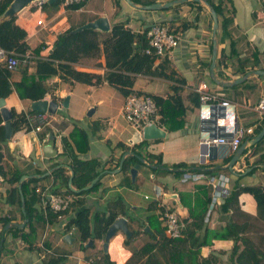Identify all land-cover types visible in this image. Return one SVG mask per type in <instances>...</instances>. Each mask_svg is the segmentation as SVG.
Here are the masks:
<instances>
[{"label": "crops", "instance_id": "crops-1", "mask_svg": "<svg viewBox=\"0 0 264 264\" xmlns=\"http://www.w3.org/2000/svg\"><path fill=\"white\" fill-rule=\"evenodd\" d=\"M232 1L235 6L233 33L237 37H242L238 44L240 53L228 57L226 66L220 65L222 77L215 73V65L214 76L217 83L214 87L209 86L219 96L234 102L240 122L245 126L252 125L254 129L252 133L244 134L241 143L234 150L228 144L210 145L214 147V151L206 157L205 162H200V145L204 143L201 142L203 136L199 132L201 124L206 125L204 126L207 127L206 131L213 128L218 134H226L228 126L225 117L218 120L219 124L213 123L221 112L220 109L212 113L213 118L203 121L204 119L200 117L199 105L196 103L197 94L194 87L199 81L205 79L197 77L193 81L192 76L195 72H199L202 76L212 77L210 65L203 64L212 56V17L203 1H200L202 5L186 0L168 8L144 9L140 7V4L131 5L126 0H84V4L76 10L87 7L84 10L89 16L70 24L67 19L60 24L61 17L68 11L67 6L62 3H52L50 7L46 3L40 8H36L31 3L17 13L15 22L27 31L26 42L30 49L33 47L29 43V38L44 26L48 27L46 39L41 41L45 44L42 54L49 52L54 45L56 36L53 34V25H59L63 30L71 26L76 28L103 15L107 17L110 28L116 22H124L126 26L139 34L141 29L152 23L161 22L180 35L179 44L171 49L166 58L176 74L185 80V84L173 83L161 77L125 75L124 73L114 75L110 81L105 76L107 70L103 66L105 62L103 53L98 57H84L81 63L54 61L50 67L51 76L46 78L48 91L44 97L55 99L58 107L62 106L65 110L59 113L57 107L55 113L46 112L45 119L41 123L42 129L35 131L23 119L24 112H30L33 109V101L19 98L9 89L6 81L0 80V99H4L5 106L9 109L14 108L16 112L14 118H11V122L14 121L15 130L12 129L10 137L7 138L3 158L4 167L16 168L23 173L22 175L28 176L36 169L46 170L50 178L53 164H67L70 161L69 156L63 154L62 136L65 135L80 158L96 157L99 160L97 170L100 172L96 187L84 193L68 195L72 200L81 199L82 202L81 205H70L67 220L69 221L81 207L89 209L91 219H96L97 215H107L109 204L121 197L126 204L127 214L132 216L129 219L126 217L127 222L138 231L129 240L121 230L116 231L109 239L106 251L103 249L104 237L103 239L90 237L86 240L79 238L78 246L70 248L68 245H62L60 239L58 241L54 237L60 235L62 240L71 244L76 240L75 232L77 235L78 232L75 227L68 229L61 220L56 218L52 222H41L34 239L25 240L22 234L28 230L27 218L26 220L22 218L20 210L8 202V191L12 185L6 177L0 175V264H46L49 259L59 255L61 259L56 264H89V259H95L97 255L102 256L100 260H95L97 264H125L136 249L143 247L149 241H154V237H158L156 231L152 227L149 228L146 219L149 213L146 206L149 202L145 204V210L141 209L142 212L139 215L130 209L135 207L134 194L137 193V183L131 184L121 169L115 170L123 153L127 150L131 151L130 147L143 139V136L139 135V132L121 114L123 100L129 90L146 92L157 100V124L166 132L164 137L148 139L142 147L146 166H148V155L151 154L155 156L154 162L158 160L161 165L169 166L170 169L164 170L173 173L175 170L173 165L181 162L186 166L177 169L187 167L197 169L201 166L202 169L198 170H202L206 175L226 173L230 177L231 191L246 185L264 184V134L262 138L256 139L257 128L264 124V112H258L255 107L258 100L264 97V78L260 77L264 74L250 73L244 79L235 81L253 69L264 70V25L251 24L247 14V11L256 14V18L261 21L264 0H256L260 5L257 8H251L249 0ZM38 18H42L44 24H36ZM241 22L244 28L240 27ZM140 44L137 43L136 46ZM217 47L216 58L219 57V51L222 48L226 53L229 51L227 40L217 44ZM254 52L257 61L254 58ZM162 58L165 57H157L155 64ZM19 78V70L12 71L11 80ZM253 87L256 89L254 90ZM244 90H249L252 97L244 94ZM184 92L192 99L195 109L184 105L182 99ZM65 97L68 98L67 106L63 105ZM242 108L251 111L250 118L245 117L246 112ZM88 111L91 114H88ZM0 124H4L1 113ZM75 126L83 128L86 136L82 133L73 136ZM46 142L53 145L55 154L50 156L44 154L43 145ZM236 150H239L240 157L234 161L230 170L225 166ZM31 157L37 158L36 165L32 161L30 163ZM141 166L136 175L140 182L143 177L140 175V172H143ZM229 170L234 171L235 174L230 175ZM43 183H46V178L42 179L40 184L47 185ZM202 184L207 185L205 182L179 181L171 189H163L155 184V189L163 193L161 200L153 198L157 200L156 213L162 207L177 211L186 220L189 217V208L180 202V194L183 192L194 194L198 191L197 187ZM166 193H177L178 200L165 197ZM145 194L149 197H145ZM143 197L150 199L147 192L143 194ZM184 198L185 201H190L187 194ZM238 199L239 207L235 206L227 210L224 209L225 198L219 199L208 215L206 212L204 226L196 233L199 239L207 238L206 235H209L210 242L199 248V257L211 258L208 264H233L231 249L234 239L231 236L214 237L213 233L231 220L236 227H244L239 235H248L256 247L263 251L264 256V203L259 204L251 193L244 191L238 194ZM190 202L192 204L193 200ZM37 207L43 211L40 203H37ZM24 220L23 226L17 225ZM142 222L143 226H140ZM161 225H164L163 221ZM15 226L22 229H17ZM204 227L209 229L207 233ZM65 234L71 237L64 239ZM90 240L91 243H89ZM41 244L52 252L43 255ZM102 251L107 256H104ZM157 254L161 257L160 253ZM157 260L164 262L161 258ZM261 264H264V259L261 260Z\"/></svg>", "mask_w": 264, "mask_h": 264}, {"label": "trees", "instance_id": "trees-1", "mask_svg": "<svg viewBox=\"0 0 264 264\" xmlns=\"http://www.w3.org/2000/svg\"><path fill=\"white\" fill-rule=\"evenodd\" d=\"M11 1L12 0H0V46L7 50H14L19 54H17L19 57L22 56L26 50H29L31 56L26 64H21L18 67L20 72V78L18 80H11L12 71L8 70L0 63V80L6 81L9 89L16 93L19 98H27L31 101H35L42 99L46 95L48 91L46 78L51 76L50 67L52 62L58 61L70 64L81 63L82 58L98 57L101 53L105 56V62L103 64L104 68L107 70L105 76L110 81L114 75L124 73L125 75L139 74L150 77H161L173 81V83L185 84V80L176 74L171 63L166 58L168 56L165 55V58H162L155 64V59L158 56L143 52V48L147 45L146 39L140 38L139 34L126 26L124 22L112 24L108 31L90 27L74 31L73 28L75 27L71 26L57 34L52 49L46 54L41 53L45 48L44 43H40L30 49L26 42L27 31L15 22L17 15L13 14L3 17L4 11ZM132 1L137 4H148L157 0ZM189 1L197 2L194 0ZM206 1L213 6L217 12V44L225 40L228 41V53L222 48L219 51V57L216 58L215 73L217 76L222 77L223 73L220 70V65L226 66L228 63L226 59L228 57L240 53L238 44L242 37H237L233 33L235 15L233 1ZM56 3H61V0H57L55 4ZM197 3L202 5L200 2ZM82 4H84V1L66 6L68 9H77ZM137 43L141 44L136 46ZM254 54V58L257 61L256 53L254 52ZM210 63L211 59L205 61L203 64L209 66ZM130 91L131 90L127 91L126 94ZM154 100L157 103L155 98ZM196 103L198 104V96H196ZM10 110L13 119L16 112L12 107ZM28 113H39V111L32 109ZM23 119L28 123L25 113ZM11 124L12 129L15 130L14 121H12ZM261 128L262 126L258 127L256 131L259 132ZM81 133L83 136H86V131L83 128L75 126L73 136L81 135ZM7 141L4 124H0V175L6 177L7 181L12 185L8 191V202L14 204L20 210L22 218H27L26 226H28V230L22 234V237L25 240L32 241L36 236L37 227L41 222H52L57 218L56 213L52 210L49 209L44 213L37 207L40 197L34 188L36 185H40L42 179H48L49 174L46 173V170L36 169L30 176L20 181V177L23 173L16 168H5L3 164ZM62 141L63 154L69 156L70 161L67 164H53V168L50 171L52 191L68 196L75 193H84L96 187L99 183V178L91 187L82 189V187L89 184L95 176L99 175L100 172L97 170L99 160L96 157L80 158L67 136L63 135ZM147 141L148 139L143 138L141 141L134 143V145L130 147L133 153L127 154L123 160L121 171L125 173L131 184L135 183L137 178L134 180L131 179L130 168L136 162L140 163V166L145 164V162L138 159L137 154L144 157L142 147ZM154 157L155 156L149 154L147 158L148 163L161 164L158 160L154 162ZM173 166L175 168L174 173L180 176L184 168H177L186 165L181 162ZM187 168L194 169L191 167ZM70 170L73 173L71 185L75 187V189H72L68 184L71 173ZM19 185L24 196V212L21 209ZM197 189L198 191L194 194L184 192L180 194V202L183 205H187L189 208V217L185 220V227L182 230V235L176 238L167 237L165 227L161 225L160 222L163 208L160 207V211L156 213L158 209L157 200H151L147 204L146 209L149 213L146 215V219L149 228L151 229L152 227L158 234V237H154L155 240L152 242V246L150 244L151 247L147 253L145 252V247L148 243L136 249L125 264H208V262H210V257H199V248L210 242L209 235H206L207 238L204 237L203 239H199L196 233L204 226V217L210 202L211 190L210 187L204 184L199 185ZM243 191L251 193L259 204L264 203V184L246 185L230 192L224 200V209H233L235 206L239 207L238 194ZM186 194L190 197V201L193 200L192 204L190 201H185L184 196ZM81 202V199H74L71 201L70 205H81ZM68 210H66L65 213H67ZM108 210L109 212L107 215H97L96 219H91L89 216V209L87 207H81L65 226L68 229L74 226L81 240H86L90 237L103 239L107 227L119 216V214H123L128 219L132 218V216L127 214L126 204L122 201L121 197L111 202L108 206ZM128 226L132 233L127 240L138 233L130 223H128ZM140 226H143V222L140 223ZM15 228L22 229L17 226H15ZM143 230L145 231V229ZM204 230L207 233L209 229L204 227ZM242 230H244V227H236L233 220H231L224 227L213 233L214 237L223 238L231 236L234 239V244L231 249L233 264H261V260L264 259L263 251L256 247L254 241L248 235H239ZM151 248H154L164 256L163 263L154 259V253L151 252ZM99 256L100 258L102 257L101 255ZM104 256H107L106 253ZM60 259L61 256L59 255L54 259H49L46 264H56Z\"/></svg>", "mask_w": 264, "mask_h": 264}, {"label": "built area", "instance_id": "built-area-1", "mask_svg": "<svg viewBox=\"0 0 264 264\" xmlns=\"http://www.w3.org/2000/svg\"><path fill=\"white\" fill-rule=\"evenodd\" d=\"M82 1L84 0H61V3L66 6ZM45 3L44 0H36L32 5H35L36 8H40ZM261 21L264 22V12L262 13ZM36 24H44L43 19H36ZM139 35L147 41V45L143 48V52L147 54H155L158 57H164L165 55L168 56L171 49L177 46L180 42V35L161 22L152 23L148 27L141 29ZM17 54L18 53L14 50H7L0 46V63L8 70L14 71L17 70L21 64H26L31 56L29 50H26L20 57L17 56ZM194 90L198 96L199 112L200 117L204 119L203 121L213 118L212 113L215 110L220 109L221 112L213 123L217 124L220 118L223 119L225 117V122L228 126L226 134H218L214 132L213 128L206 131L207 127H204L206 125L201 124V129L199 131L203 136L201 142L206 143L208 146L228 144L233 150L236 149L241 143L244 134L253 132V126H245L242 124L237 115L235 103L215 93V91L210 88L207 81H199L195 85ZM42 99L49 100L46 97H43ZM255 107L258 112H264V97H261L258 100ZM24 113L28 120V124L33 130L39 131L42 129L41 123L45 119V113ZM121 114L124 119L131 123L142 135L144 125L151 122L157 123V104L150 94L139 90H131L124 97ZM32 163L36 165L37 158H34ZM180 180L182 182H205L211 188V198L207 207V215L211 212L219 199L226 198L231 192L230 177L223 172L206 175L202 170L184 168L180 175ZM34 189L36 193L39 194V203L44 213L49 209L52 210L56 213L57 218L66 225L68 220L67 213L65 212L68 210L72 199L61 193L49 191L48 184L44 186L36 185ZM157 192L158 194H162L159 189H157ZM145 197L149 196L145 194ZM155 199H157V196ZM162 218L164 220L167 237L176 238L182 235V230L185 227V219H183L177 211L163 209ZM71 227L74 228V226ZM41 246L43 248V255L52 252L48 248L46 249L44 245L41 244ZM96 259H100V256L98 255L95 259L90 258L89 264H97L95 262Z\"/></svg>", "mask_w": 264, "mask_h": 264}, {"label": "water", "instance_id": "water-1", "mask_svg": "<svg viewBox=\"0 0 264 264\" xmlns=\"http://www.w3.org/2000/svg\"><path fill=\"white\" fill-rule=\"evenodd\" d=\"M36 0H12L8 7L6 8V10L4 11L3 17H7L10 15H17V13L23 9L25 6H27L28 4H33V2ZM47 4H52L55 3L57 0H44ZM129 4L131 5H136V3H134L132 0H126ZM186 0H166V1H155L152 3H148V4H140L141 8L144 9H162V8H168L174 4H178L181 2H184ZM197 2L203 1V3L205 5H207L209 12L211 14L212 17V26H211V33H212V56H211V63H210V71H211V75L212 77L216 80L215 76H214V68L216 65V57H217V37H216V33L218 30V16H217V12L214 9L213 6H211L206 0H194ZM96 28V29H100L102 31H108L110 30V24L109 21L107 19L106 16H99L96 17L93 20L87 21L79 26H77L76 28H74V31L77 30H81L83 28ZM250 73H256V74H264V70L263 69H253L250 72H247L245 75H242L240 77V79H236L235 81H240L242 79H244L245 77H247ZM68 103V98L65 97L63 100V105L67 106ZM32 107L33 109L42 112V113H46V112H51V113H55L58 107V102L55 99H38L32 102ZM0 113L2 115V118L4 120V127H5V137L9 138L11 135V131H12V124H11V118H12V112L11 110L5 106L4 104V99H0ZM88 114H91L88 111ZM166 134L165 130L159 126L156 122H151L149 124H146L143 126L142 129V136L145 139H152V138H158V137H164ZM264 134V124L262 126V128L259 130V132L256 135V139L260 138L262 135ZM43 151L44 154L47 156L53 155L56 153V150L53 148V145L50 142H46L43 145ZM211 151H214V147L212 146H208L206 143H201L200 145V162H205L206 157L210 155V153H212ZM133 153V151H125L123 153V155L121 156L120 160H119V164L118 167L115 169L116 171H119L122 167V163L123 160L125 158V156L127 154ZM137 157L140 161L145 162V159L143 156L138 155ZM240 157L239 155V150H236L233 153V156L231 157L229 163L225 166L228 169L232 170V164L234 163V161L236 159H238ZM148 165L152 168H156L159 167L161 169H170L169 166L167 165H157V164H150L148 163ZM140 167V163L136 162L134 163V165L130 168V176L131 179L134 180L136 178L138 169ZM197 169H202L201 166H198ZM72 172L70 173V177L68 180V184L72 189L73 186L71 185L72 182ZM28 175H21L20 177V181L23 180L25 177H27ZM98 175L95 176L89 184L85 185L82 187V189H87L89 187L92 186V184L97 180ZM19 191H20V197H21V209L24 212V196L23 193L20 189V185H19ZM165 197L167 198H172L174 200H178V195L177 193H166ZM26 220V218H25ZM25 220L23 222H21L20 224L17 223V225L19 226H23L25 223ZM145 229L148 230V227L145 226ZM121 230L124 234L126 238H129L131 236V230L128 226L127 223V218L124 215H119L116 217V219L107 227L105 234H104V240H103V249L104 251L107 250V245L109 242V239L116 233V231ZM69 234H65L64 235V239H68L69 238ZM71 237V236H70ZM91 243V240L90 242Z\"/></svg>", "mask_w": 264, "mask_h": 264}, {"label": "rangeland", "instance_id": "rangeland-1", "mask_svg": "<svg viewBox=\"0 0 264 264\" xmlns=\"http://www.w3.org/2000/svg\"><path fill=\"white\" fill-rule=\"evenodd\" d=\"M249 3L251 5V8H257L259 7L260 5L258 4V2L256 0H249ZM50 6H52L53 4H47ZM87 7H83L82 9L80 10H76V9H68L67 13H65L61 18V23L63 22V20H66L68 21V23H75L78 19H84L85 17L89 16L88 12L84 9H86ZM261 8V7H260ZM78 9V8H77ZM247 14H248V18H249V22L251 24H254V23H257L258 26H263L264 23L261 22L258 18H256V14H252L250 11H247ZM244 18V16H243ZM56 24V23H54ZM247 26V25H246ZM240 27L244 28V25L243 23L241 22L240 23ZM68 28V27H67ZM65 28V29H67ZM52 29H54V36L57 37V34H59L61 31H63V29L61 28V26L57 25H53L52 26ZM64 29V30H65ZM48 34V27L44 26L43 29L39 30L37 33H35L34 35H32L30 38H29V43L31 45V47H35L37 45H39L41 43L42 40H45L46 39V35ZM197 77H203L211 87H214L217 83V81H215V79L213 77H206V76H202L201 73H197L195 72V74L192 76L193 78V81L197 79ZM261 78H264V76H261ZM253 89L255 90L256 88L253 87ZM244 94H247L250 96V98L252 97V95L250 94V91L249 90H244L243 92ZM183 103L185 106H191L195 109L193 103H192V99L186 95V92L183 93ZM251 103V102H249ZM249 109V108H248ZM65 108L64 107H58V112L60 113L61 111H64ZM242 110H244V112H246V118H250L251 117V111L250 110H247L246 108H242ZM28 124V123H27ZM136 129V128H135ZM137 130V129H136ZM138 131V130H137ZM139 132V131H138ZM139 135H141L139 133ZM137 138V135L135 136V139ZM35 157H31L29 159L30 163L31 161L34 159ZM146 164V163H145ZM145 164H143L141 166V170L143 172H140V175L143 176L141 177L142 181L140 182L139 178L136 180V183L138 185V189H137V193L134 194L135 196V207L134 208H130L132 210H134L135 214L136 215H139L141 214V209H144L145 210V204H147L148 202H150L151 200H154L153 198H155L157 196V200H161L162 197H163V193L162 194H158L157 190L155 189V184L158 185V186H161L163 189H171L173 185H176L177 183H179L180 180V176H178V174L176 173H173L172 171H167V170H164V169H161L159 167H156V168H152V167H149V166H146ZM140 170V168H139ZM217 172V171H215ZM229 174L230 175H233L235 174L234 171H230L229 170ZM191 182V181H189ZM232 182V181H231ZM43 184H48L49 185V191H52V183H51V180L50 178L46 179V183H43ZM42 186V184H40ZM147 192L149 195H150V199H145L143 197V194ZM163 221V218L161 217V220L160 222ZM59 234V232H58ZM75 236H76V240L69 244L67 243L66 241L62 240V236L60 235H55L54 239L58 240L60 239V243L62 245H68L70 248H75L76 246H78V242H79V235H77V233L75 232ZM152 242L153 241H149L147 242L148 244L146 245L145 247V252L147 253V251L149 250V248L152 246ZM151 244V246H150ZM153 252L154 254V259H158V258H161L164 260V256L161 255V257H158V254L159 253L158 251H155L154 249L151 251ZM102 254H105L102 252ZM96 256V255H95ZM160 261V260H159Z\"/></svg>", "mask_w": 264, "mask_h": 264}]
</instances>
